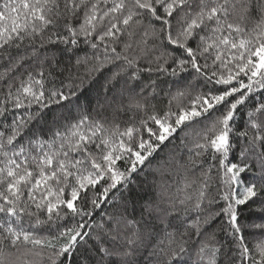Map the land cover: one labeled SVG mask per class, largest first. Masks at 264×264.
Instances as JSON below:
<instances>
[{
    "label": "snow or ice",
    "instance_id": "1",
    "mask_svg": "<svg viewBox=\"0 0 264 264\" xmlns=\"http://www.w3.org/2000/svg\"><path fill=\"white\" fill-rule=\"evenodd\" d=\"M0 62V264H264V0H0Z\"/></svg>",
    "mask_w": 264,
    "mask_h": 264
},
{
    "label": "trees",
    "instance_id": "2",
    "mask_svg": "<svg viewBox=\"0 0 264 264\" xmlns=\"http://www.w3.org/2000/svg\"><path fill=\"white\" fill-rule=\"evenodd\" d=\"M61 47H63V46H61ZM83 51H84V49L82 48L81 51L77 53V55H82ZM72 59H74V58L69 56V55H64L61 57V62L64 64H67ZM3 71H4V66H2V62H0V74H2ZM239 119H240V122L242 123L243 122L242 118H239ZM182 135H183V133L178 132L177 134H175V136H176L175 139L170 138V140L168 142H165V144L161 146V149L157 153L156 159L159 160V159L164 158L173 149H178L180 152L186 154V150L180 146L179 137ZM154 163H155V161H154ZM151 179H152V177L148 176V180H151ZM213 227H215V225H213ZM189 264H196V256H195L194 252L191 254V257L189 259Z\"/></svg>",
    "mask_w": 264,
    "mask_h": 264
}]
</instances>
